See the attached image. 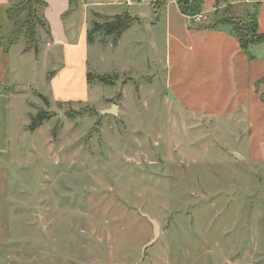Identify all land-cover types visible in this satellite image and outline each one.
<instances>
[{"label":"rangeland","instance_id":"374dc122","mask_svg":"<svg viewBox=\"0 0 264 264\" xmlns=\"http://www.w3.org/2000/svg\"><path fill=\"white\" fill-rule=\"evenodd\" d=\"M73 26L81 46L79 14ZM137 26L118 49L99 35L91 43L89 72L112 83L94 80L89 102L72 98L81 81L67 87L49 26L36 22L33 54L21 55L22 36L5 59L14 90L0 89V264H264V111L181 112L159 64L163 25L151 30L158 53L151 21ZM54 83L70 100L54 98ZM112 106L118 116L101 114ZM146 215L160 233L144 250Z\"/></svg>","mask_w":264,"mask_h":264},{"label":"crops","instance_id":"0c3cea01","mask_svg":"<svg viewBox=\"0 0 264 264\" xmlns=\"http://www.w3.org/2000/svg\"><path fill=\"white\" fill-rule=\"evenodd\" d=\"M44 1L47 7L43 10V17L51 31L46 45L60 48L62 65L63 68L65 65L64 71L69 79L67 87L77 81L74 80V74L78 79L76 86L80 85L81 81V89L76 88L77 91L80 90V94H74V100L91 101L93 90L88 83L91 43L88 42V32L93 23L98 22L96 18L105 20L106 17L122 15L121 10H126V14L140 21L129 27L116 44L111 38L110 45L118 49L126 34L138 27L137 25L140 27L137 28L139 31L145 20L151 21L152 27L147 28L149 31L153 26L157 29L159 25H163L166 56L165 61L160 60L159 64L164 69L163 80L167 94L169 93L181 112H187L196 118L214 120L245 116L248 112L251 114L252 110L264 111V44L251 47L255 58L250 60L230 27L207 28L226 8H230L228 14L231 17L245 18L257 6L259 32L264 34V0H227V3L222 0L223 5L219 9L215 6V0H205V19L197 25L189 23L176 0H167L166 6L158 12L154 8L158 0H79L77 8L73 11H70V7L74 0ZM17 2L18 0H0V26L3 37V43L0 45V89L3 88L4 93L14 90L13 87L12 90L6 88L8 67L4 63L5 59L10 56L19 39L24 37V34L21 35L11 49L5 52L14 29V22L9 20L7 12ZM144 7H148V11L144 10ZM216 12L219 14L216 15ZM78 14L81 18V46L76 43L77 33L73 26V20ZM67 19L70 23L66 25ZM155 33L156 30L151 31V44L148 45L158 53L159 44ZM147 42L148 40L144 42L140 39L133 43L142 46ZM31 51L33 48L29 51L25 48L21 55L31 54ZM79 60L83 65L79 64ZM65 88V84L59 88L54 83L53 93L56 100H70L62 95ZM251 158L254 160V155Z\"/></svg>","mask_w":264,"mask_h":264},{"label":"trees","instance_id":"16d2710c","mask_svg":"<svg viewBox=\"0 0 264 264\" xmlns=\"http://www.w3.org/2000/svg\"><path fill=\"white\" fill-rule=\"evenodd\" d=\"M179 6L181 13L186 17H194L200 13H203L205 0H176ZM75 5L79 0H74ZM227 3V0H224ZM167 4V0H158L154 4L156 12L161 11L163 7ZM215 6L219 9L221 6L220 0H215ZM47 5L44 0H18V2L8 10V18L10 21L14 22V29L9 38L8 45L5 48V52H8L11 47L18 41L21 35L24 34L28 39L26 50L29 51L32 48H36L38 39H37V27L36 22H39L40 25L47 26L43 14L44 9ZM217 9V11H218ZM230 8H226L223 11V14L216 12V15L219 14V18H216L212 24L208 25V29L217 28L219 26H228L232 29L233 33L237 36L240 41V45L244 53L248 56L250 60H253L255 56L251 53V47L255 45L264 44V34L259 32L258 26V7L256 6L252 12L248 14L245 18H233L231 22L224 18L230 16ZM28 12V14L20 18V15ZM205 19V17H204ZM203 19V21H204ZM106 22L100 24L94 22L92 29L88 32V42L93 43L97 35L102 36L103 40L108 41L112 38V42L116 44L123 33L131 27L136 22L140 20L126 15H118L114 17H106ZM230 20V19H229ZM48 33L50 34L49 28ZM3 43V37L1 35V26H0V45ZM94 80H98V84L110 85L112 81H109V78L99 74L88 73V83L91 85L94 84ZM264 98V97H263ZM48 112L41 113L38 116L34 117L33 122L29 129L35 131L43 125L47 119H49Z\"/></svg>","mask_w":264,"mask_h":264},{"label":"water","instance_id":"95a60500","mask_svg":"<svg viewBox=\"0 0 264 264\" xmlns=\"http://www.w3.org/2000/svg\"><path fill=\"white\" fill-rule=\"evenodd\" d=\"M106 113H111V114H114L115 116H118L117 107L116 106H112L111 109H109V110L101 111V114H106ZM146 218L149 219V221L151 222V224L154 227V239L151 240V242L145 246L144 250H146L147 248H149L150 246H152V245H154L156 243V241H157V239L159 237V233H160L159 224L155 220L150 218V216L146 215Z\"/></svg>","mask_w":264,"mask_h":264},{"label":"built area","instance_id":"2783aa9c","mask_svg":"<svg viewBox=\"0 0 264 264\" xmlns=\"http://www.w3.org/2000/svg\"><path fill=\"white\" fill-rule=\"evenodd\" d=\"M188 21L190 24H194V25H197V24H200L203 19H204V14L203 13H200L194 17H187Z\"/></svg>","mask_w":264,"mask_h":264}]
</instances>
